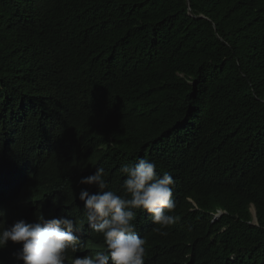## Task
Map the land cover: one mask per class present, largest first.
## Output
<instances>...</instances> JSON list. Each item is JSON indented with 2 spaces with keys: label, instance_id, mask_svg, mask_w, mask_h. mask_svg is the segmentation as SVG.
Instances as JSON below:
<instances>
[{
  "label": "trees",
  "instance_id": "1",
  "mask_svg": "<svg viewBox=\"0 0 264 264\" xmlns=\"http://www.w3.org/2000/svg\"><path fill=\"white\" fill-rule=\"evenodd\" d=\"M142 157L176 202L166 236L137 211L145 264H264V0H0L10 214L83 209L97 167L124 195Z\"/></svg>",
  "mask_w": 264,
  "mask_h": 264
},
{
  "label": "clouds",
  "instance_id": "2",
  "mask_svg": "<svg viewBox=\"0 0 264 264\" xmlns=\"http://www.w3.org/2000/svg\"><path fill=\"white\" fill-rule=\"evenodd\" d=\"M156 168L154 160L143 157L123 165L124 195H118L106 190L107 173L97 167L94 174L79 181L97 191L81 189L78 199L83 209L72 214L40 207L14 216L0 202V219L6 220H0V250L12 264H145L146 241L133 223L137 211L158 225L154 231L161 236L176 221L171 214L176 208L172 198L175 181L168 172L157 175ZM223 214L219 211L214 218Z\"/></svg>",
  "mask_w": 264,
  "mask_h": 264
},
{
  "label": "water",
  "instance_id": "3",
  "mask_svg": "<svg viewBox=\"0 0 264 264\" xmlns=\"http://www.w3.org/2000/svg\"><path fill=\"white\" fill-rule=\"evenodd\" d=\"M188 5H190V3L188 2ZM189 14L190 15H192L193 17H196L195 15H194V13H193V11H192V9L191 8H189ZM197 18H203L202 16H200V17H197ZM254 215H255V218L257 217V215H256V211H254ZM218 217V216H217ZM257 219V218H256Z\"/></svg>",
  "mask_w": 264,
  "mask_h": 264
}]
</instances>
